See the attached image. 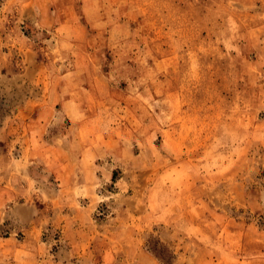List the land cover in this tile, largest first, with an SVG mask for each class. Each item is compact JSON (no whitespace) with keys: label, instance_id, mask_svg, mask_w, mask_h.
Segmentation results:
<instances>
[{"label":"rangeland","instance_id":"374dc122","mask_svg":"<svg viewBox=\"0 0 264 264\" xmlns=\"http://www.w3.org/2000/svg\"><path fill=\"white\" fill-rule=\"evenodd\" d=\"M73 178L107 264H264V0H0V264L69 263Z\"/></svg>","mask_w":264,"mask_h":264},{"label":"crops","instance_id":"0c3cea01","mask_svg":"<svg viewBox=\"0 0 264 264\" xmlns=\"http://www.w3.org/2000/svg\"><path fill=\"white\" fill-rule=\"evenodd\" d=\"M88 151L89 154L86 155H91L88 158V166L91 167L93 161L90 162V159H95L96 154L93 150ZM73 180L75 179L64 188L67 198L61 197L62 201H66L64 207H67L60 225L63 227L64 253L68 262L79 264L87 259L92 260V264H107L108 261L115 260V256L135 255L139 244L134 231L127 226L123 230L112 231L115 225L109 228L108 223H118V217L109 219L108 223L95 217V210L100 201L97 184L81 185ZM126 232L128 235L124 236ZM99 256H102V259ZM104 258L109 260L105 261Z\"/></svg>","mask_w":264,"mask_h":264}]
</instances>
